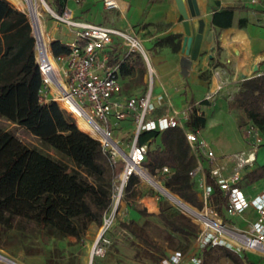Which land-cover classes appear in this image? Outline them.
<instances>
[{"label":"trees","instance_id":"obj_1","mask_svg":"<svg viewBox=\"0 0 264 264\" xmlns=\"http://www.w3.org/2000/svg\"><path fill=\"white\" fill-rule=\"evenodd\" d=\"M54 3L57 11L62 13L63 0H54ZM235 10L227 7L216 11L214 25L230 27ZM181 37L170 35L161 39L160 45H170L178 52ZM51 47L56 57L69 52V48L59 42H53ZM118 62L116 58L110 64ZM124 63L133 69L137 65L144 71L139 54H129ZM43 88L31 22L27 14L10 1L0 0V118L26 129L40 140L43 148L56 154L53 156L41 148L28 146L0 125V228H10L15 218H21L36 223L49 236L80 238L91 224L102 226L105 215L111 211L115 179L124 163L114 165L102 143L94 138L101 137L99 128L83 117L75 119L55 100L43 102ZM230 108L244 113L249 124H240V128L245 137L248 128L253 126L264 139V74L245 79L231 100ZM205 124L206 118L196 110L190 113L187 121L190 129L202 130ZM138 141L149 146L143 164L147 170L155 175L168 167L170 172L164 173L165 188L202 210L204 202L192 176L198 161L184 130L180 127L161 132L146 130L140 133ZM243 179L250 184L264 179V165H253ZM206 180L213 189L212 202L216 212L228 221L229 196L217 184L211 170L207 172ZM138 182L137 176L130 179L124 190L125 199ZM165 203L161 201L159 214L164 223L176 233L196 238L198 227L184 221V216L175 210L168 211ZM123 226L150 243L137 233L134 220ZM218 247L221 254L235 264H254L246 252L239 254L226 246ZM211 249L202 251V259Z\"/></svg>","mask_w":264,"mask_h":264},{"label":"built area","instance_id":"obj_2","mask_svg":"<svg viewBox=\"0 0 264 264\" xmlns=\"http://www.w3.org/2000/svg\"><path fill=\"white\" fill-rule=\"evenodd\" d=\"M41 1L47 13L56 22L78 29L75 40L66 44L69 52L57 56L58 61L65 62V67L59 71L54 64L50 47L44 37L40 13L35 16L30 7H27L29 14L23 10L31 22L36 39L37 63L44 82L41 95L46 90L53 89L52 100L59 103L60 99H66L75 104L84 113L90 124L103 131L98 140L102 143L104 150L110 154L112 163L116 165L121 157L124 161L123 171L115 179L112 209L104 217L101 226L102 232L93 245L90 260L105 256L107 248L112 244L107 233L114 223L115 214L124 198V190L130 179L133 176L143 177L144 174L148 173L143 164L149 146L139 143L140 133L146 130L161 132L174 127H180L184 130L192 154L197 158L198 166L192 172V176L195 177L199 173L203 176L199 197L204 202L203 209L205 211L200 212L195 209L200 216L196 217L202 223L196 239L198 251L176 250L162 257L156 264H203L202 251L216 246H226L239 254L243 252L264 254V189L255 197L248 198L240 187L235 186L242 179L243 171L257 162L259 149L264 146V139L260 132L253 126L248 128L247 138L250 147L247 151L227 157V159L233 160L236 166L233 173L226 176L224 174L225 167L221 165L218 156L202 136L201 130L190 129L182 112L173 108L172 113L149 117L156 109L151 102V91L146 93L143 98L123 99L119 97V64L111 65L110 54L105 50L115 39L121 40L122 45L127 49V55L135 53L144 59L150 75L151 87L158 75L151 61V52L145 47L143 39L133 26L129 24L126 28L121 29L78 21L68 7L59 13L52 8L49 2ZM74 1L76 3L81 2V0ZM250 1L252 4L259 2V0ZM35 4L38 8V4ZM103 5L106 10H123L120 0H103ZM225 86L226 82L221 81L216 90L210 92L204 101L215 100L216 95ZM233 98V96L230 97V99ZM159 100H163V97H160ZM197 108L198 105L192 107L190 113L195 110L198 113ZM112 118L120 121L133 118L137 124L135 139L129 146V153H126L119 142L113 138ZM204 160L210 163L212 176L229 196L227 209L229 216L242 215L249 208H254L259 213L260 218L252 223L249 229L243 230L228 226L216 212L212 202L213 189L207 184V172L203 168ZM162 172L169 173L170 169L164 167ZM211 223L217 224L219 229L212 227ZM0 264L22 263L0 250Z\"/></svg>","mask_w":264,"mask_h":264},{"label":"crops","instance_id":"obj_3","mask_svg":"<svg viewBox=\"0 0 264 264\" xmlns=\"http://www.w3.org/2000/svg\"><path fill=\"white\" fill-rule=\"evenodd\" d=\"M8 1L14 3L12 0ZM47 1L56 12H59L54 0ZM63 2L64 8L71 9L74 18L78 21L121 29L130 24L143 39L151 56L152 49L158 50L156 66L152 63L158 75L151 87L150 75L142 57L143 72L137 65L133 69L128 63H124L128 56L127 49L120 39H115L111 45L107 46L105 50L110 54V61L116 58L119 60V97L123 99L143 98L151 91V102L156 109L149 117L172 113L174 108L182 112L187 121L190 117V109L198 105V114L206 118L205 127L201 130L202 136L218 156L221 165L225 167L224 174L230 176L236 164L227 157L247 151L250 147L248 138L244 136L240 128V124L249 123L243 112L230 108L232 100L230 97H235L245 79L264 74V0H259L257 4H252L250 0H208L204 9L206 29L200 55L198 60L193 62L187 76L182 75L180 67L184 38L183 19L173 0H120L123 10H106L103 0H81L80 3L74 0H63ZM15 5L23 11L21 6ZM227 7L236 8L232 25L227 28L214 25V13ZM48 15L50 20L41 19L42 30L50 47L54 64L60 71L65 67V62L57 60L52 53L51 45L53 42L64 45L73 42L77 37L78 29L60 24L50 14ZM175 34L182 36L178 52H175L170 45H160L161 39ZM135 74L141 75L144 85L140 83L129 85ZM221 81L226 82V86L216 95V99L204 101L210 92L216 90ZM52 95L53 89L46 90L42 94L43 102L47 103L52 100ZM160 97H163V100L160 101ZM173 97L178 98V103L182 107L179 108L173 103ZM59 103L73 112L72 104L69 102L61 103L59 100ZM76 110L86 119L78 108ZM255 164L264 165V146L259 149ZM252 167L243 171V177ZM203 168L205 172L211 170V165L207 160H204ZM195 177L200 181L203 179L201 173ZM259 184H261L260 187H258ZM240 188L248 198H253L264 189V179L251 184L243 179ZM200 190L199 188V194ZM249 210L256 211L254 208H249L242 215L234 217L228 215V221L231 222V219L239 217L246 226L236 227L249 229L250 225L260 218L256 211L259 215L257 220L249 222L244 219V215ZM191 250L198 251L197 241ZM172 252L174 251H169L166 255Z\"/></svg>","mask_w":264,"mask_h":264},{"label":"rangeland","instance_id":"obj_4","mask_svg":"<svg viewBox=\"0 0 264 264\" xmlns=\"http://www.w3.org/2000/svg\"><path fill=\"white\" fill-rule=\"evenodd\" d=\"M33 1L37 4L39 3L38 13H40L41 19L50 20L42 1ZM21 8L29 14L27 7L21 6ZM158 56V50L152 49L151 60L155 66ZM137 83L143 84L140 74L138 76L135 74L134 79L130 80L129 85ZM178 102V98L173 97V103L179 108L182 107ZM58 104L61 108L67 110L60 103ZM72 107V113L67 111L75 119L82 118V115L76 110L77 107L73 104ZM0 125L13 132L28 146L41 148L56 156L52 150L43 148L40 140L26 129L2 118H0ZM111 125L113 138L119 142L126 153H129V146H131V143L135 139L137 127L134 119L128 118L120 121L112 118ZM94 138L98 139L97 137ZM118 162L124 163L123 158L118 159ZM144 168L147 169L145 166ZM122 171L123 169L119 171V174ZM148 173L159 184H152L145 177H138L139 182L135 185L134 191L127 199L123 198L119 204L114 223L107 233L112 244L107 248L105 256L95 257L90 260L93 245L102 232L101 226L91 224L80 238L71 236L58 238L52 235L49 236L43 232L36 223L21 218H15L10 228H0V250L22 264H156L169 251H189L191 248L193 249L197 237H187L169 228L159 216L161 201L164 200L166 202V209L168 211L175 210L179 215L184 216L182 218L184 221H189L198 227V232L201 230L202 223L197 217L190 215L181 208L182 205L177 195L172 192L173 195L171 194L169 197L162 194L160 190H162V186L165 187L164 183L166 180L164 172L157 171L155 175L149 171ZM198 180L195 177V187L199 190L201 181ZM242 182L243 177L238 183L242 184ZM193 208L200 212L205 211L204 209ZM210 215H212V212H210ZM258 218V213L252 210H249L244 215V219H247L249 222H253ZM131 220L135 221L137 233L146 238L150 243H146L123 226V223H129ZM242 222L243 220L239 217L231 219V222L224 220V223L231 227L237 226L243 228L246 225ZM246 253H248L249 260L254 264H264V254L260 252ZM203 260H206V264H235L230 258L223 256L217 246L213 247L203 257Z\"/></svg>","mask_w":264,"mask_h":264},{"label":"water","instance_id":"obj_5","mask_svg":"<svg viewBox=\"0 0 264 264\" xmlns=\"http://www.w3.org/2000/svg\"><path fill=\"white\" fill-rule=\"evenodd\" d=\"M173 2L183 19L184 38L180 67L182 75L187 76L193 62L197 61L200 55L206 29L204 9L208 4V0H173ZM161 188L162 194L165 195V192L171 193L167 188L163 186Z\"/></svg>","mask_w":264,"mask_h":264},{"label":"bare ground","instance_id":"obj_6","mask_svg":"<svg viewBox=\"0 0 264 264\" xmlns=\"http://www.w3.org/2000/svg\"><path fill=\"white\" fill-rule=\"evenodd\" d=\"M12 2H14V4H18L19 6H25V7H30L34 13V15L36 16V14L39 12L38 8H37V5L35 4V2L33 0H12ZM39 4V3H38ZM45 29V28H44ZM45 31V30H44ZM61 103H65L66 101L68 102V100L66 99H60ZM70 104H73L72 102H69ZM75 105V104H73ZM76 106V105H75ZM77 107V106H76ZM78 108V107H77ZM79 109V108H78ZM80 110V109H79ZM81 111V110H80ZM82 112V111H81ZM83 113V112H82ZM84 114V113H83ZM85 116V115H84ZM96 127V126H95ZM98 128V127H97ZM101 134H103V131L99 128ZM143 177H145L146 179H148L152 184L154 183H158L157 181L154 180V178L146 173L143 175ZM159 184V183H158ZM165 195L166 196H170L171 193H166L165 192ZM179 198V197H178ZM180 199V198H179ZM181 200V199H180ZM183 203H184V206L181 207L184 211H186L187 213H189L190 215H193V216H197V217H200L197 213V211L195 209H193L190 205H188L187 203H185L183 200H181ZM212 227H214L215 229H219V226L215 223H211Z\"/></svg>","mask_w":264,"mask_h":264}]
</instances>
